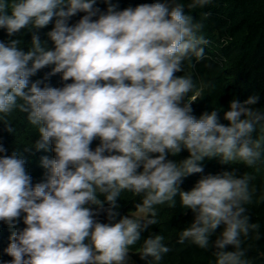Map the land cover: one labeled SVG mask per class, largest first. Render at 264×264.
Returning <instances> with one entry per match:
<instances>
[{"label":"clouds","instance_id":"clouds-1","mask_svg":"<svg viewBox=\"0 0 264 264\" xmlns=\"http://www.w3.org/2000/svg\"><path fill=\"white\" fill-rule=\"evenodd\" d=\"M103 2L109 6L102 12L97 0H0V28L9 36L54 20L47 40L32 33L27 51L21 39L0 41V123L13 133L9 117L26 113L38 139L24 151L51 145L55 154L41 157L46 179L35 185L21 154L0 156V221L16 229L5 250L12 259L4 264H128L137 245L142 260L159 264L171 251L165 237L142 239L141 233L157 223L158 206L174 208L177 196L194 215L178 243L211 251L214 264H250L243 238L259 229L247 208L253 177L224 171L202 177L190 191L179 186L203 172L206 158L256 165L264 151V135L253 137L264 121V111L252 107L259 97L230 101L227 125L216 109L196 118L191 104L199 93L189 96L192 78L176 74L186 60L204 58L203 24L185 14L180 0L119 11ZM211 2L190 0L187 8ZM78 13L84 15L70 24ZM49 66V75L72 82L41 87L42 81H30ZM183 150L187 158L168 159ZM122 193L141 198L135 211L115 223L97 222L102 210L109 221L118 215ZM22 214L25 227L18 229Z\"/></svg>","mask_w":264,"mask_h":264},{"label":"trees","instance_id":"trees-1","mask_svg":"<svg viewBox=\"0 0 264 264\" xmlns=\"http://www.w3.org/2000/svg\"><path fill=\"white\" fill-rule=\"evenodd\" d=\"M115 4L116 10H123L128 7H136L142 3L164 2V0H110ZM185 4V14L191 15L195 22L203 24L199 34L203 35L209 43L204 45V58L184 62V71L176 75H188L192 78L195 88L189 96L199 93V98L192 102V114L199 118L205 112L220 110V122L227 125L228 121L223 119L224 112L229 110L232 100L243 103L249 97L256 95L259 97L258 103L252 107L264 111V0H212L210 4L203 8L189 10L187 4L190 0H180ZM109 5L103 0H97L96 7L106 11ZM204 13H210L204 17ZM84 15L78 13L70 18L69 23L75 24ZM95 19V17L93 18ZM54 26V20L48 26L41 29H22L20 32L9 36L7 30L0 28V41L7 43L12 39L22 40V49L28 50L33 32H38L42 40H47L46 33ZM49 47L53 45L49 41ZM51 67L39 70L30 78L31 82L42 81L41 87L45 85L51 87H62L64 83L72 81H62L61 74L51 73ZM26 113L16 112L9 117L15 129L9 133L3 123H0V145L6 149L0 152V156L11 155L18 152L26 160V168L32 177V183L43 182L46 179V169L41 166V157L54 158L55 154L48 151L25 152L26 145L34 143L38 139L36 128L30 125L26 118ZM264 135V121L256 125L254 138ZM99 138L92 142L91 148L94 150L99 145ZM107 154V153H106ZM189 153L183 150L176 156H169L168 159L180 161L187 158ZM203 172L189 175L183 179L179 186L181 191H190L196 183L204 176L219 174L224 171H235L236 175L248 174L253 177L250 180V187L255 188L252 204L248 205V214L251 222L259 225L258 233L251 232L248 237L243 238V247L247 250V259L250 264H264V151L260 160L253 167H248L243 163L222 164L219 158H206L201 162ZM98 198L104 200L103 195ZM140 197H134L131 193H122L117 199L119 207L115 209L118 215L109 221L107 213L100 211L94 218L100 223H115L126 213L135 211V204L140 203ZM94 211L96 206L89 205ZM109 205L104 204L107 209ZM194 215L189 209L181 207L179 197H176V206L169 207L167 204L157 208V223L150 225L147 230L141 233L142 239L149 235L160 234L165 237L164 243L170 247L159 264H214V257L211 251L198 248L191 241L178 243L180 232L185 229L193 220ZM23 214L17 224L18 229H23ZM3 221H0V264L11 261L6 253L9 237L12 231ZM257 235L259 238L257 239ZM214 239V237H213ZM130 250L133 264H147L142 260L136 249ZM228 250H231L230 248ZM150 259V258H148Z\"/></svg>","mask_w":264,"mask_h":264},{"label":"rangeland","instance_id":"rangeland-1","mask_svg":"<svg viewBox=\"0 0 264 264\" xmlns=\"http://www.w3.org/2000/svg\"><path fill=\"white\" fill-rule=\"evenodd\" d=\"M129 213H126L124 216L128 215ZM128 264H133V259H132V256L129 252V260H128Z\"/></svg>","mask_w":264,"mask_h":264}]
</instances>
